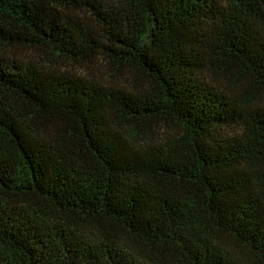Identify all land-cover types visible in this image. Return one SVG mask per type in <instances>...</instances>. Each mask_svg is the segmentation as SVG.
Here are the masks:
<instances>
[{
  "label": "trees",
  "instance_id": "1",
  "mask_svg": "<svg viewBox=\"0 0 264 264\" xmlns=\"http://www.w3.org/2000/svg\"><path fill=\"white\" fill-rule=\"evenodd\" d=\"M0 264H264V0H0Z\"/></svg>",
  "mask_w": 264,
  "mask_h": 264
},
{
  "label": "rangeland",
  "instance_id": "2",
  "mask_svg": "<svg viewBox=\"0 0 264 264\" xmlns=\"http://www.w3.org/2000/svg\"><path fill=\"white\" fill-rule=\"evenodd\" d=\"M25 55H31L30 57L37 58L36 53H25ZM55 66L59 67L61 70H67L84 77H97L108 82H117L119 79L112 71L108 69L107 65L99 62L93 65H78L61 60L58 61ZM120 81L123 82L121 79Z\"/></svg>",
  "mask_w": 264,
  "mask_h": 264
}]
</instances>
